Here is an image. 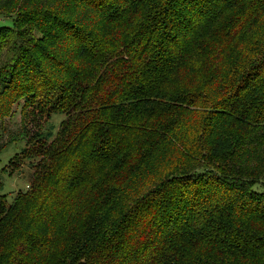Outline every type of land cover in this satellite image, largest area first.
I'll return each instance as SVG.
<instances>
[{"label":"trees","instance_id":"trees-1","mask_svg":"<svg viewBox=\"0 0 264 264\" xmlns=\"http://www.w3.org/2000/svg\"><path fill=\"white\" fill-rule=\"evenodd\" d=\"M261 15L264 0H0V132L21 102L32 127L67 117L50 144L34 131L29 189L0 195V264H264V61L242 72L238 47ZM198 106L203 127L184 124ZM165 159L179 174L126 192Z\"/></svg>","mask_w":264,"mask_h":264},{"label":"rangeland","instance_id":"rangeland-1","mask_svg":"<svg viewBox=\"0 0 264 264\" xmlns=\"http://www.w3.org/2000/svg\"><path fill=\"white\" fill-rule=\"evenodd\" d=\"M0 24L13 27L12 20L4 19V17H0ZM243 35L238 47L242 52L244 51V58L247 55L250 57V64L242 68V72L246 69V72H248L251 65L264 61V15L258 16ZM23 105L22 102L15 105L13 116L7 121L6 132H0V144L7 141L9 143L10 137L13 136L11 144L0 151V182L3 185L0 195L5 196L8 202H12L16 195L29 189V181L35 171L34 166L38 163L36 159H29V156L36 152L37 146L41 144L35 133L41 134V137L46 134L50 135L48 139H43L50 144L53 139L57 138L58 132L63 128L62 124L67 118L64 113L53 114L50 118L39 116L35 121L38 126L32 127L31 124H27V120L31 121L32 117L27 113L22 114ZM182 117L184 124L192 122L190 125L201 128L207 120L208 114L207 110L199 108V106L191 109L186 107ZM27 132L28 137H26ZM30 139L31 142H29ZM19 159L21 160L20 163ZM174 170L168 160H155L152 167L146 169L145 174L134 179L130 184V188L126 187V192L128 193V189L132 190L133 197L145 195L167 177L179 174V171ZM124 203V201H121L119 204L123 205ZM121 209H117L115 214L118 215Z\"/></svg>","mask_w":264,"mask_h":264}]
</instances>
